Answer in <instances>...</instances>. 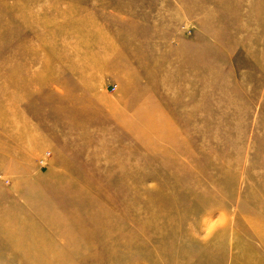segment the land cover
<instances>
[{
  "label": "rangeland",
  "instance_id": "1",
  "mask_svg": "<svg viewBox=\"0 0 264 264\" xmlns=\"http://www.w3.org/2000/svg\"><path fill=\"white\" fill-rule=\"evenodd\" d=\"M67 222L72 264H264V0H0V264Z\"/></svg>",
  "mask_w": 264,
  "mask_h": 264
},
{
  "label": "bare ground",
  "instance_id": "2",
  "mask_svg": "<svg viewBox=\"0 0 264 264\" xmlns=\"http://www.w3.org/2000/svg\"><path fill=\"white\" fill-rule=\"evenodd\" d=\"M43 205H41V207H42ZM41 207L39 208H37V211L39 212V213H41L42 211H41ZM48 210H50L51 211V220H49L48 222H49V226H54L55 225V223H54V221H55V218H56V216H60V214H59V212L57 211V210H51V209H48ZM65 214V213H64ZM53 218V219H52ZM68 223L69 222H67V224H65V226L64 227H59V226H55L56 228H58V229H56V230H58V231H60L62 234H60L59 235V238H61V241H63V242H65L66 243V246L65 247H67L66 249V251H61V252H58V256H56V257H54L55 258V260H62L63 262H60V263H66V264H72V257L74 258V260H76V258H75V255L77 254V249H75L74 248V246L75 245H72L71 244V240H70V234L74 231V228L73 227H69V225H68ZM79 223H81V222H78V224ZM259 227H261V226H259ZM89 233V231L87 232V234ZM263 239H264V235H263ZM66 252V253H65ZM34 264H46V263H42V262H39V261H35V263Z\"/></svg>",
  "mask_w": 264,
  "mask_h": 264
}]
</instances>
